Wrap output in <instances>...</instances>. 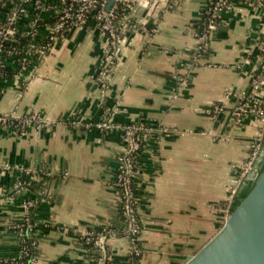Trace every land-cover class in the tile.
Instances as JSON below:
<instances>
[{"label": "crops", "instance_id": "obj_1", "mask_svg": "<svg viewBox=\"0 0 264 264\" xmlns=\"http://www.w3.org/2000/svg\"><path fill=\"white\" fill-rule=\"evenodd\" d=\"M204 3L128 6L106 81L102 63L110 44L95 10L29 70L0 78V114L41 120L24 129L0 125V261L21 253L15 228L29 197L36 208L30 214L38 230L36 264H92L81 233L126 232L116 178L130 125L147 128L136 173L141 254L134 260L128 235L112 237L107 252L113 264H182L216 234L249 178L244 169L264 121L235 113L234 96L218 114L207 109L229 89L249 90L253 65L244 58L260 62L264 7L246 2L224 13L208 54L195 62L194 24ZM8 12L0 9V22ZM39 31L45 34L47 25ZM105 119L119 127L91 125ZM25 180H40L41 188L9 203Z\"/></svg>", "mask_w": 264, "mask_h": 264}, {"label": "built area", "instance_id": "obj_2", "mask_svg": "<svg viewBox=\"0 0 264 264\" xmlns=\"http://www.w3.org/2000/svg\"><path fill=\"white\" fill-rule=\"evenodd\" d=\"M53 1L56 2V4H53ZM138 2L139 0H118L109 9L108 0H10L9 3L10 6H12V9L8 12V17L6 18L7 23L0 25V59L2 60V65L10 68L8 61L11 60L14 63L15 69H18L19 73L29 70L31 68V63L33 66L37 59L44 57L52 49L56 41L64 37L74 25L82 24V22L87 19L88 15L95 10L98 25L103 33H105L110 44V51L102 63L101 77H103V80L106 81L109 79L111 74L114 73L115 59L113 55V48L116 43L119 42L120 33L126 26V17L124 16L120 18L119 16L120 4H126L123 8L124 11L128 6L133 7V5ZM246 2H256L257 5L264 7V0H205L202 9L205 8L208 14V18L206 20V30L201 34L196 33L197 46L195 47L192 55L193 61L196 62L199 60L201 54L208 50L209 39L218 28V21L222 19L223 14L235 9L237 5ZM75 5L77 6L76 9L74 8ZM28 9H32L34 12L32 16L37 15V17H40L42 16V13L48 12L49 17L57 15L58 18H56L55 23L53 24H45L48 27V31L45 34L40 33L39 29L41 26L36 25L34 22H32L33 25L30 26L32 21L30 20L28 24L29 29L26 33L30 34L32 37V42L30 43L31 50L26 53V55L19 56L16 55L15 50H6L4 48V40H8L10 37H17V31L12 24L16 22L21 13L27 12ZM200 15L201 13L197 19L200 18ZM21 24H24V22L21 21ZM39 41L43 42L41 46L38 44ZM244 60L245 65H253L251 69L249 90L236 93L229 89L223 99L213 103L211 108H208L207 110L213 114L222 112L225 109L227 99L234 96L236 98L235 113L254 114L260 118V120L264 121V84L261 80V76L264 75V45L261 48L260 62H258L260 65H257L258 63L252 64V57H250V55L245 56ZM200 109H202V107ZM35 123H41L40 117L35 114H28L20 118L12 115L0 114V125L4 127L24 129L25 127ZM91 125L97 129H115L119 127V125L115 124L110 119L92 122ZM146 129L147 128L142 124L124 127L126 152L122 157V168L116 178L120 201L122 199H127L128 202V210L126 212L129 216V221L126 231H129L128 236L130 238L132 253L135 255L141 254V246L138 244V240H140L141 236L138 235L141 233L142 228L140 218L134 216V205L135 201L138 200V197L133 187V178H135L133 174L137 173V171L135 172L136 169L138 170L139 153L142 150L143 135ZM260 139L261 138L258 136L256 141L251 145L252 150L249 154L251 160L247 161L248 166H250L256 158L260 148ZM31 183L32 180L20 181L13 190L12 194L7 197L8 202L14 204L17 200L16 196H19L25 190H28ZM0 190L4 191L2 188H0ZM22 207L27 219V215L31 214V211L35 207V200L30 197L25 199L22 203ZM229 208L230 203L228 204L227 216L230 214ZM28 227L30 230L31 225ZM17 228L19 229L18 234L22 243L21 253L16 258L1 260L0 264H24V262L20 261V259L22 260L24 257L29 255L28 245L23 244L25 242V232L23 230L24 224L18 223L16 225V229ZM75 230L77 231V229ZM113 233H116L113 227H104L98 234L92 230H86L84 233H81V237H88L91 240H94L98 249H101L99 243L100 237ZM32 244L37 250V242L34 241ZM37 254L28 260V264L37 263ZM95 257L94 260L96 259ZM103 262L104 257L101 250V255L97 257L96 264H103Z\"/></svg>", "mask_w": 264, "mask_h": 264}, {"label": "water", "instance_id": "obj_3", "mask_svg": "<svg viewBox=\"0 0 264 264\" xmlns=\"http://www.w3.org/2000/svg\"><path fill=\"white\" fill-rule=\"evenodd\" d=\"M118 0H108V8ZM155 0H139L149 5ZM264 81V75L262 76ZM36 208H33L35 212ZM34 216V214H32ZM125 233L100 237V248L106 264L108 239ZM182 264H264V171L240 204L226 217L216 234Z\"/></svg>", "mask_w": 264, "mask_h": 264}, {"label": "trees", "instance_id": "obj_4", "mask_svg": "<svg viewBox=\"0 0 264 264\" xmlns=\"http://www.w3.org/2000/svg\"><path fill=\"white\" fill-rule=\"evenodd\" d=\"M9 1L10 0H0V7L7 9L8 11H11L12 6H10ZM52 3L56 4V2H54V1ZM125 5L126 4H120V11H119L120 18L125 16V14H124L125 10L123 11V8L125 7ZM74 8L76 9L77 6L75 5ZM32 15L33 14H30L29 12L21 13L19 15V18H21L22 20L18 18L16 20V22L12 24V26L17 31V37H10L8 40H4V48L6 50L13 49V50H15L16 55H19V56L26 55V53H28L31 50L30 43L32 42L31 35L26 33V32H28V29H29V26H28L29 21L32 20L30 23V26L33 25L32 22H34L38 26H42L45 24H53V23H55L56 18H58L57 15L56 16L54 15V16L48 17V18H43V16L37 17V15L36 16H32ZM207 18H208V14L206 12V9L204 8V9H202L200 18L197 19L195 21V24H194L196 33L201 34L202 32H204L206 30ZM21 21H23L24 24H21ZM218 22L220 23L221 20H219ZM4 23H7L6 19L3 20L2 22H0V25H2ZM219 23H218V26H219ZM38 44L41 46L43 44V42L39 41ZM208 52H209V48H208V50L204 51L201 54V56L207 55ZM257 65H260V63H258ZM30 67H32V63H31ZM0 73H2V74H0V78H13L19 72H18V69H12V68H8L7 66L6 67L3 66L2 60L0 59ZM255 73H257V72H255ZM259 143H260V148L258 151V155H257L256 159L254 160V166H255L254 177L247 179L245 181V183L242 185L239 193L235 197H233V200L230 202V208H229L230 213L249 194V192L252 190V188L255 185L256 179L264 171V128L262 130V137H261ZM138 168H139V166H138ZM136 171H137V169L135 170V172ZM133 175L135 176V178H133V187H134V191L136 193L137 192V186H136L137 174L134 173ZM134 183H135V186H134ZM40 188H41V181L40 180L32 181L31 185L29 186V189L25 190L23 193H25V194L34 193V192H37ZM19 196H16V198H18ZM127 204H128L127 199H125V200L122 199L120 201V204H119V216L121 217L122 220H124V222L126 223V226L128 225V221H129V216L126 212L128 210ZM134 209H135L134 216L139 217L138 201L137 200L135 201ZM131 216H132V214H131ZM19 223L24 224L23 230L25 232V238H24L25 242L23 244H27L28 250H29V255L27 257H24L22 260L20 259V261H23L24 264H28V260L37 254V250L34 248V245L32 243L34 241L38 242L37 237H36L38 230H37V227L35 226L34 222L31 221L30 214L27 215V219L25 217L24 220H22ZM29 225H31L30 230L28 227ZM141 228H142V225H141ZM18 231H19V229L17 228L16 232H18ZM121 231H123V230H121ZM121 231L115 230V232H119V233ZM95 233L98 234L100 232H95ZM138 236H141V233ZM80 239H81L80 241L82 242L83 247L85 248V250L88 251V253L90 255V260L92 261L91 263L96 264L97 263V257H99V255H101V249H98V247L95 245V241L91 240L88 237H81L80 236ZM138 244L141 246V239L138 240ZM21 246H22V243H21ZM94 257L96 258L95 260H94ZM133 257H135L134 260H137L139 258V255L134 254ZM106 264H113V262L110 258L109 251L107 252Z\"/></svg>", "mask_w": 264, "mask_h": 264}, {"label": "rangeland", "instance_id": "obj_5", "mask_svg": "<svg viewBox=\"0 0 264 264\" xmlns=\"http://www.w3.org/2000/svg\"><path fill=\"white\" fill-rule=\"evenodd\" d=\"M262 132V131H261ZM259 137L261 138L262 137V133L259 135ZM258 144V143H257ZM259 151V150H258ZM257 155H258V153H257ZM257 155H256V157H257ZM256 159V158H255ZM254 159V160H255ZM251 160V158H250V156L248 157V159H247V161H250ZM249 167V168H248ZM246 168H248L247 170H246ZM244 171H247L248 173H247V176L249 177V178H253L254 177V173H255V166H254V161H253V163H251L250 164V166H248V164H247V166L245 167V169H244ZM248 178V179H249Z\"/></svg>", "mask_w": 264, "mask_h": 264}, {"label": "bare ground", "instance_id": "obj_6", "mask_svg": "<svg viewBox=\"0 0 264 264\" xmlns=\"http://www.w3.org/2000/svg\"><path fill=\"white\" fill-rule=\"evenodd\" d=\"M143 3L145 4L146 3V0H143Z\"/></svg>", "mask_w": 264, "mask_h": 264}]
</instances>
